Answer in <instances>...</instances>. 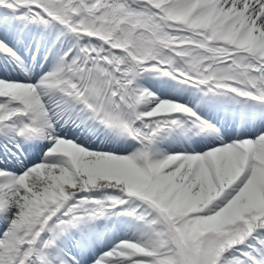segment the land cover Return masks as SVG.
I'll list each match as a JSON object with an SVG mask.
<instances>
[{"label":"snow or ice","instance_id":"snow-or-ice-1","mask_svg":"<svg viewBox=\"0 0 264 264\" xmlns=\"http://www.w3.org/2000/svg\"><path fill=\"white\" fill-rule=\"evenodd\" d=\"M0 264H264V0H0Z\"/></svg>","mask_w":264,"mask_h":264}]
</instances>
